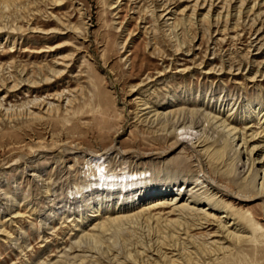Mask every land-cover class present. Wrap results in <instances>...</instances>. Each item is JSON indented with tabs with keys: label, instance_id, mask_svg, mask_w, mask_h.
<instances>
[{
	"label": "rangeland",
	"instance_id": "obj_1",
	"mask_svg": "<svg viewBox=\"0 0 264 264\" xmlns=\"http://www.w3.org/2000/svg\"><path fill=\"white\" fill-rule=\"evenodd\" d=\"M195 1L0 0V264H264L261 179L243 180L239 146L205 117L234 112L228 118L241 117V131L264 127L263 76L246 79L264 74V48L249 47L264 42V0H212L214 26L206 9L191 16ZM164 2L174 37L164 32L163 11H153ZM231 64H242L241 74L205 73ZM138 96L161 105L167 119L141 121ZM184 123L195 125L191 136L176 129ZM192 148L203 152L204 170ZM95 154L110 172L146 174L143 187L124 194L125 211L110 202L89 216L92 205L78 206L88 193L91 204L105 194L89 189ZM143 189L159 194L140 202ZM176 196L196 199L197 209L213 198L228 212L221 224L235 222L233 236L171 208L145 210Z\"/></svg>",
	"mask_w": 264,
	"mask_h": 264
},
{
	"label": "bare ground",
	"instance_id": "obj_2",
	"mask_svg": "<svg viewBox=\"0 0 264 264\" xmlns=\"http://www.w3.org/2000/svg\"><path fill=\"white\" fill-rule=\"evenodd\" d=\"M170 4L171 3H169V2H164V4L161 3L159 5H154L153 11H154V9H157V10L161 9L163 11L160 14L159 18L163 20V24H162L163 27H167L166 29H164V32H169L168 35L172 34L171 37H174L175 36V34H174L175 26H173V22H169V20L172 17L171 15H173L174 12L171 9L164 12L165 10L169 9ZM192 5H193V8L191 10V16L192 17H194L196 15L198 16V14H201V12L204 9H206L203 16L206 20L211 22L210 23L211 25L214 26V24L216 22V17L213 18V15L216 13V10L218 7L217 4L212 2V0H196ZM262 5H263L262 3L261 4L259 2L257 3L258 7L259 6L261 7ZM219 8H223V7L220 6ZM157 10H155V12H154L155 13L153 15L154 18L158 17V15L156 14ZM226 11L229 12L228 10H226ZM225 15L228 16L229 14L226 13ZM200 21H202V20L199 19L198 22H200ZM144 22H145V20H144ZM6 37H7V35L5 36V38ZM258 44H260V39L252 40L250 42V45H249V47L250 48L252 47L253 50H255V49L257 50V52L255 54L262 52L261 49L264 48V42L261 43L259 46H258ZM196 49H199V47ZM250 51H251V49H250ZM187 55H189V54H186V56ZM183 60L188 61L185 58ZM202 64L207 65L208 62L206 60H204V61L200 62V64H198V65H202ZM247 64H248L247 65L248 70H250L251 67L253 66L252 60L248 61ZM172 65H173L172 63L168 64L165 67V68H167L166 70H168V68H170ZM247 67H246V69H247ZM174 68H176V67H174ZM226 68L227 67H224L222 65L219 66L218 68H216L215 66H211L207 69V71L205 73H213V74L218 73L219 75H223V74L227 73V74H232V75H239V74H241L240 69L242 68V64L237 66V67H233L231 64V66H229L228 69H226ZM166 70H164V71H166ZM235 70H236V72H234ZM181 71H185V70L184 69H176L175 70V72H177V73H179ZM157 73H158L157 78H154L151 75L148 76L147 77L148 82L145 83L144 85H146V84H148V85L151 84V86L155 85L157 80L161 76L166 75L167 71L166 72H163V71L160 72L159 71ZM256 76H263L261 78L264 79V74H262V72L258 69L256 70L255 74L252 76V78H246V79L249 81H254V79L256 80V78H257ZM140 85L141 84H139L138 86H140ZM15 87H17L16 84L10 85L8 87V92L13 91V89H15ZM138 98H141V97L138 96ZM31 103H32L33 107L36 106V104H38V103H34V102H31ZM158 106H161V105H157L155 101L153 102L151 100H148V99L142 97L139 100V102L136 104L137 112L139 113L140 117H142L141 121L147 122V124H149V123H154V122L160 123L165 118L167 119V115L163 114L162 112H158V109H157ZM37 107H41V104H39V106H37ZM255 108H258V107H255ZM260 108H261V106H260ZM231 109L232 108H230L229 111H231ZM0 111H2V108H0ZM261 112H263V113L260 116L259 120L263 118V121H262V124H263L264 123V108L259 109L257 111V115L261 114ZM191 113H194V112H191ZM231 113H234V112H229V114L225 117H220L217 114H213V113L210 114L209 113V114H206L205 117H206L207 123L210 124V127L214 126L215 129L220 130L221 136H222V134L225 133L226 139L230 140V146L231 147L239 146V148H237L236 158H239V159H237V161H240L241 160L240 158L243 159L244 165H247V169H246L245 173H248V175L245 176L243 178V180L248 182L249 177H251L250 180H255L256 177H258V179H261L259 194L262 197H264V132H263L264 127L262 125H260L257 128V129L260 128L258 131H250L252 125H249V126H246L243 128V130H246V131H241L242 129L241 130L238 129V127L235 124H237L239 121H241L242 118L238 117V120H235V121L233 119H229L228 116H230ZM238 114H239V112H238ZM244 116H245V114H244ZM178 128L182 130V132H181L182 134H185V135L188 134L191 136L192 135L191 133L195 129V125L193 124L191 126V125H186L184 123L182 125H178L176 129H178ZM189 130H192V132L189 133ZM248 131H250V132H248ZM197 141H195L194 144H196ZM254 141H257V143H252ZM177 142H180V141H177ZM200 143H202V141L199 142L197 145H199ZM192 151L194 152L195 157H198V161L201 164L200 165L201 169L204 170V162H203V158H202L203 152H201L200 150H197L196 148H192L191 152ZM89 159L90 160L87 161V167L86 168L88 169L89 167H91L92 164H94L96 166V173L94 174L95 178H94L93 183L90 182V184H89L90 188L89 189L92 191L94 190L93 192H96V193L101 191V192H104L105 194H103V196L98 197L97 198L98 201L92 202V204H91V203H87V201H86L88 199V195H89V193H88L85 195L86 197L81 198L80 201L82 203L78 204V206L83 208L84 206L88 207V206L92 205L91 206L92 209L90 211L93 212V215H89V216H96L97 214H94V212L100 211L103 205L108 206L110 204V202H111V210L121 208L122 211H125L126 205H125V203H123L124 194L130 193L129 191H131L132 188L143 184L141 176H140L141 173L137 174V172H134L135 173L134 174L133 172L130 173V171H126V170L110 172L104 166L105 165L104 161H106V160L103 157H101V155H98V154L93 155V157L89 158ZM237 161H235V162H237ZM254 168H256L255 172H254ZM141 175H143V174H141ZM145 175L146 174L143 175L144 176L143 179L145 178ZM246 182H244L243 186H246L245 185ZM118 184H121L120 188H117ZM122 184H124V186ZM84 185L85 184H83V186ZM99 187H105V188H99ZM145 189L141 190V192L143 191L144 194H141L139 196L140 202L146 201L150 197H153L154 195L157 196L159 194L157 192V190L152 193L151 189L148 192H146ZM78 190H75V192L69 191V193L74 194V193H77ZM108 193L109 194L114 193V194L110 197L109 195H107ZM170 194H171L170 191L169 192L167 191L165 196L170 195ZM161 195H163V194H161ZM103 199H104V201H103ZM168 199L171 201L167 202V203L151 204L145 210L148 211V210H156V209L159 210V209H163V208H171V212L179 211L180 213L184 212L185 214H189L191 217V220L193 221V224L198 225V227L201 226V228H211L212 229L213 227L216 226V232L218 234L217 236H219L221 238L227 239L228 237H230L232 235L231 234L232 232L229 229V227H232L233 225H235V222L228 220L226 222V224H221L222 223L221 219L227 218L228 212L224 209H221L222 207L220 208V205L215 204L213 198H208L207 202L203 205V207H201L199 209L194 208V205H198L200 203L196 199H192L189 201V203H185V204L180 203V201L182 199L181 196L180 197L176 196L173 198L172 197L171 198H168V197L164 198L165 201ZM190 203L192 205H190ZM94 205H96V206H94ZM134 205L135 204H133V206ZM185 206L187 208H185ZM218 210H220L221 214L216 216L215 212ZM126 216H129V214H124V215H121L119 217L124 218ZM115 218L118 219V217H115ZM195 222H197V224ZM100 226H102V225H99V227Z\"/></svg>",
	"mask_w": 264,
	"mask_h": 264
}]
</instances>
